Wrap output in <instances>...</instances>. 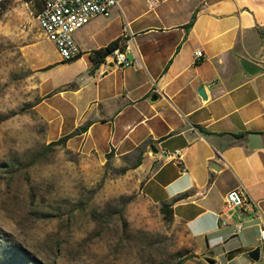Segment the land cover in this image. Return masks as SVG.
Here are the masks:
<instances>
[{
    "label": "crops",
    "instance_id": "0c3cea01",
    "mask_svg": "<svg viewBox=\"0 0 264 264\" xmlns=\"http://www.w3.org/2000/svg\"><path fill=\"white\" fill-rule=\"evenodd\" d=\"M118 2L73 34L81 51L74 61L34 48V109L48 143L78 131L66 148L135 157L142 195L170 207L203 259L264 264L259 217L226 208L224 199L240 189L264 214V0H161L154 11L142 0ZM113 41L128 47L131 67L94 66L91 54ZM239 59L260 73L247 76ZM252 134L261 135V149L248 148Z\"/></svg>",
    "mask_w": 264,
    "mask_h": 264
},
{
    "label": "rangeland",
    "instance_id": "374dc122",
    "mask_svg": "<svg viewBox=\"0 0 264 264\" xmlns=\"http://www.w3.org/2000/svg\"><path fill=\"white\" fill-rule=\"evenodd\" d=\"M36 46L55 58L34 8L0 0V264H206L142 195L135 157L48 147Z\"/></svg>",
    "mask_w": 264,
    "mask_h": 264
},
{
    "label": "built area",
    "instance_id": "2783aa9c",
    "mask_svg": "<svg viewBox=\"0 0 264 264\" xmlns=\"http://www.w3.org/2000/svg\"><path fill=\"white\" fill-rule=\"evenodd\" d=\"M148 11H154L161 0H142ZM28 6L27 3H25ZM119 9L118 0H41V7L35 16L38 28L45 40L51 42L62 63L77 59L81 51L73 39V34L86 26L97 16L109 17L113 10ZM32 14V12H30ZM128 29L124 24L123 32ZM128 47H120L108 54L103 64H112L117 68H128L132 63L127 59ZM202 57L200 51L195 52V58ZM179 157L178 152L167 158ZM225 206L230 210L250 212L259 217V241L264 242V214L258 204L240 189H232L225 194ZM244 218L236 225V231L243 228ZM226 223L223 222V225Z\"/></svg>",
    "mask_w": 264,
    "mask_h": 264
},
{
    "label": "trees",
    "instance_id": "16d2710c",
    "mask_svg": "<svg viewBox=\"0 0 264 264\" xmlns=\"http://www.w3.org/2000/svg\"><path fill=\"white\" fill-rule=\"evenodd\" d=\"M21 1H23L24 3H27L28 5H31L34 8L35 16L37 15V13H38V11L40 10V7H41V0H21ZM118 46H119L118 45V41H113L107 47H105L104 49H99V50L94 51L91 54V56H90L91 57V61L93 62L94 66L96 67L97 65L103 63L105 57L108 54H110L113 50L118 48ZM68 63H70V62H68ZM77 132L78 131H75L69 136L61 138V139H59L57 141H54V142H50L48 144V147L54 148V147H58V146H65L67 140L70 139L72 136L76 135ZM112 156H113L112 154H108L106 156V160H108ZM138 165H139V162L137 160L136 164L134 165L135 169L138 167ZM159 212L163 216V218H164V220L166 222L173 221V214H172V211L170 210V207L168 205H161L159 207ZM179 263H181L180 259H179Z\"/></svg>",
    "mask_w": 264,
    "mask_h": 264
},
{
    "label": "water",
    "instance_id": "95a60500",
    "mask_svg": "<svg viewBox=\"0 0 264 264\" xmlns=\"http://www.w3.org/2000/svg\"><path fill=\"white\" fill-rule=\"evenodd\" d=\"M239 64H240L242 70H243V71L246 73V75L249 76V77H253V76L259 74L260 71H261V69H260L257 65H255V64H253V63H251V62H249V61H247V60H245V59H239ZM111 65H112V64H111ZM198 94H199V96H200L203 100L206 99V94H205V90H204L203 87H200V88H199V90H198ZM157 99H158V97H157L156 95H152V96H151V100L155 101V100H157ZM248 140H249V142H250V145H251V144H254V143L257 142V141L260 143V144H258V145H256V146H250V145H249V146H248L249 149H254V150H256V149H261V148H262V144H261V142H262V138H261V135H259V134H252V135H249V136H248ZM149 150H150L151 154L156 153V150L153 148L152 145L149 146ZM259 257H260V248H256V249H254V250H252L251 252L248 253V258H249L251 261H253V262H258V261H259ZM204 262H205L206 264H215V261H214L213 259H210V258H204Z\"/></svg>",
    "mask_w": 264,
    "mask_h": 264
}]
</instances>
